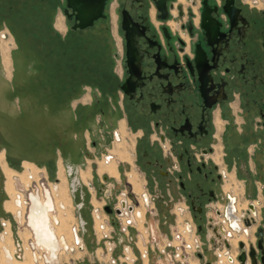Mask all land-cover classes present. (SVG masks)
Returning a JSON list of instances; mask_svg holds the SVG:
<instances>
[{"label":"flooded vegetation","instance_id":"1","mask_svg":"<svg viewBox=\"0 0 264 264\" xmlns=\"http://www.w3.org/2000/svg\"><path fill=\"white\" fill-rule=\"evenodd\" d=\"M258 2L107 0L106 17L98 21L108 23L113 9L121 40V71L113 72L108 90L116 113L124 120L121 124L126 127V123L136 136L130 164L157 194L180 199L179 208L192 218L198 234L209 226L226 236L218 243L213 236L210 249L214 254L219 246L233 247V232L226 230L222 217L227 220L229 214L234 221L239 211L253 204L254 210L248 209L243 217L244 234L233 239L236 243L247 235L248 246L243 244L251 264L254 249L257 264H264L259 249L261 238L264 246V212L259 220L255 203L248 204L242 195L234 194L228 182L252 179L247 167L250 150L264 158V5L259 7ZM7 3L0 0L5 16ZM2 34L7 38L6 31ZM113 114L106 110V119L110 121ZM120 153L128 159L127 153ZM102 171L114 174L104 173L97 188L114 222L118 192L124 186L117 176L123 174L113 165H103ZM127 182L128 195L139 202L135 191L142 193L143 184L137 176ZM80 183L75 179L72 197L81 217L86 197ZM147 196L145 218L148 212L157 214V195L148 190ZM132 230L130 237H134ZM120 234L117 242L128 241ZM199 256L204 258V254Z\"/></svg>","mask_w":264,"mask_h":264},{"label":"crops","instance_id":"2","mask_svg":"<svg viewBox=\"0 0 264 264\" xmlns=\"http://www.w3.org/2000/svg\"><path fill=\"white\" fill-rule=\"evenodd\" d=\"M7 5V16L0 12V140L9 147L1 144L0 155L19 168L24 162L54 165L58 178L61 165H83L85 150L90 143L96 146L98 117L105 121L106 110L116 113L108 90L112 32L99 22L93 29H72L64 0H8ZM60 17L63 27L57 25ZM5 31L13 40L10 74L2 55ZM253 153L247 164L252 179L230 180L228 189L254 202L259 214L264 212V158ZM0 167L4 172L1 162ZM5 180L4 174L3 191Z\"/></svg>","mask_w":264,"mask_h":264},{"label":"rangeland","instance_id":"3","mask_svg":"<svg viewBox=\"0 0 264 264\" xmlns=\"http://www.w3.org/2000/svg\"><path fill=\"white\" fill-rule=\"evenodd\" d=\"M257 5L262 6L264 5V0H259V2L257 3ZM112 12V16L110 17V20L108 23H102L103 28H106V26H111V30L113 33V40L114 43L112 44V55H113V72H119L121 71V56H120V52H121V40H120V36L118 33V24L116 22V15L113 11V9H111ZM67 18V17H66ZM60 19V20H59ZM58 20L61 22H57V25L59 27H63V18L60 17ZM68 20V19H67ZM99 20H97L93 26L89 27V29H93L95 28V26L97 25ZM60 23V24H59ZM102 25H100V27H97V29H103ZM2 37V36H1ZM8 40H10V42L8 43ZM12 38H4L2 37V46L4 45L5 47H3L4 50H2V55L3 58L5 59V64H7V57L10 59L11 62V55H10V50H11V43H12ZM10 44V45H9ZM8 45V46H7ZM10 50H9V48ZM6 50V51H5ZM4 51V52H3ZM5 53V54H4ZM8 73H11V63H10V69H7ZM113 118L109 121L108 119H105V121L103 120L102 117H98L97 123H96V135H95V140H96V146H93L92 143H90V146L88 149L85 150V158L84 160V164L82 165H74L73 169H74V173L72 172L73 169L71 170L69 168V166L65 165L66 167H63L62 165L60 166L59 172H58V178H57V174L55 173L54 177H51L50 174V169L54 168V165L52 166H48V167H44V166H40V165H36L39 168H41V170L44 171L45 176L48 177V183L47 187H50V183L52 182H59L60 181V172L61 169L64 170V174L66 177V187L64 186L62 188V196H63V200H65L67 203H69V205H71L72 207V212H73V217H69L68 219L72 220L71 222H68L67 220H65L64 218H66L65 213L63 214H59L57 213V217L58 220L56 221V229L58 232V227H61L60 231L58 232V236L60 237H64L67 240L68 245H74L76 248H73L71 250H65L61 252L60 255V261L59 262H54V263H45V262H38L36 264H112V262H110V252H113V255L115 256V258L119 259L120 256H122L123 254V248H124V244H120L117 243L115 244V241L113 239V241H111V239H107V238H102L101 240H98V237L100 239L101 237V231H100V227L97 228L98 222L97 220L95 221L94 219V212L95 209H99L100 213L102 214V217H104L105 221L107 220V211L105 212L106 209H104V205H105V199L102 196L101 193H98L97 188L99 187V183L101 184V180L104 181V178L102 177V175L104 173H108V172H103V165L105 166H110L113 165L115 168L119 169V172H121L122 178H120V173L117 176V178L120 180L121 185L123 184L124 186L121 188L120 191L127 190V187L125 184L128 185L127 181H131L132 176H137L140 180V182L143 184V192H148V190L152 193L157 195V203H156V213L154 215V213H150L148 212L147 217H146V230L151 231L152 230V226H154V233H152V235H149L148 237V241L150 243H154L155 240L157 238V242L159 243V247L162 249L163 246L165 245V242L169 239V237H172V234L177 235V233L180 231V229H182L183 227V223L182 221H184V215L180 213L179 211V207H181L182 203H180V199L178 198H174L168 195H159L156 193V191H154V189L152 188L151 184H148V186L146 185V181L145 179L142 177V172L138 171L134 164H130L133 163L134 161V157H135V150H134V144H135V134L129 129V127L127 126V124L125 123L126 127L124 126V124H121L124 120L121 119L119 114H113L112 115ZM120 151L127 153V155L129 156L128 159H124L123 154L120 153ZM9 152V150H8ZM122 158V159H120ZM8 160V159H7ZM110 160V161H109ZM117 164H116V161ZM0 162L3 165V169L4 172L3 175L5 174V189L7 191H5V195L6 198L4 199V207L3 211L4 214L0 216L1 218L6 219L7 221L9 220L8 218H10L13 221V217H12V213L8 212V208H7V202H12L13 200V194L16 193V188L19 187V189L21 188V183L28 181L27 179H25V174H23V166L27 163L24 162L23 164H21V167L19 169H17L15 167V165H11L10 162H6L4 155H0ZM13 162V161H11ZM35 162V161H34ZM3 163H5L6 165H4ZM33 163V162H30ZM109 163V164H107ZM5 167H7L8 169H11L14 172H9L6 173L5 171ZM1 168V167H0ZM46 169V170H45ZM78 169H80V173L78 172ZM100 169V172H99ZM106 169V167H105ZM2 171V169H1ZM91 172V174H90ZM140 172V173H139ZM40 173V170H39ZM99 173V174H98ZM117 173V172H116ZM110 174V173H108ZM126 174V175H125ZM18 175L17 177L19 178L18 180H15L14 177ZM20 175V176H19ZM111 176H113L114 174H110ZM98 178V179H97ZM22 179V182H21ZM75 179H80V188L82 190V192L84 193L85 197H86V204L84 205V211L83 214L81 212V217L79 216L78 213V206L76 204V202L74 201L73 197H72V193H73V189H74V183H75ZM109 180H112V178H109ZM33 181V180H32ZM93 182L94 187H89L88 183L89 182ZM230 181V180H229ZM4 182V181H3ZM228 182V181H227ZM134 183L136 185V190H138V186L134 180ZM236 183V182H235ZM146 186V188H145ZM236 186V185H235ZM238 187H241L238 183L237 185ZM8 187V188H7ZM55 187V184H54ZM48 190V189H47ZM133 190V186L131 185V191ZM49 191V195L51 196L52 201H54V196L52 194V188H50ZM65 191V193H64ZM68 191V193H67ZM135 193L138 195V197L141 200V205L138 204L137 202V206L138 207H142L145 206L143 204L142 201V197H141V193H138L135 191ZM236 192H234L235 194ZM66 194V195H65ZM70 199H69V196ZM122 193L118 192V196L121 197ZM238 195V194H236ZM239 196H241L239 194ZM174 202L173 204H171V202ZM241 202V200H240ZM171 207V209L166 210L167 207ZM238 206V204H237ZM246 207V206H245ZM8 210H7V209ZM57 208H58V204H57ZM146 208V206H145ZM147 209V208H146ZM246 209H248V206L246 207ZM167 211V212H165ZM59 212V211H58ZM163 212H165L166 214V218H167V223H165L164 218L163 217ZM240 215L243 214L242 212H239ZM187 214V213H186ZM257 218L260 220V218L263 216L260 214H257ZM165 218V220H166ZM82 220H84L85 222L82 223ZM159 221V222H158ZM157 222L159 223L158 226ZM83 224V226H82ZM107 224V221H106ZM0 231H3V227L0 226ZM13 227L16 229V232L20 231V237L17 234L16 237V244L18 241H20L21 243L24 244L23 239H25L24 241L26 242V253L28 252V254H26V259L30 260L31 258V254H29V248L27 246V240L30 239L31 234L28 230V228L24 229V225H22L21 223H16V225H13ZM27 227V226H26ZM77 227V232L80 235V237L84 239V243H85V249H80L79 247H77V245L75 244V237L73 236V229ZM257 226H255L253 229H256ZM110 229V228H109ZM132 233L134 234V241L138 240L139 237V241H141V245L143 241L147 240V238H145L143 230L139 229L138 224H136L135 227H132ZM62 231V232H61ZM97 231V233H96ZM118 232V235H116L114 233V238L117 237L121 239L122 234H120V231L117 230L116 228V233ZM152 232V231H151ZM68 233V234H67ZM64 234V235H63ZM235 236H239L240 234L235 232L234 233ZM244 234V232H243ZM203 239V242H206V244L204 245V253L202 251V254H204V258L202 260H200L199 255L195 254V252H193V250H189V255L188 257L190 258L188 260V262H185L184 264H207V262H210L211 264H218V262L216 261L217 258L214 254V252H211L210 246L209 245V241H208V236L209 235H215L216 236V241L215 243H218L220 240H218L219 236L218 234H215L214 231L212 229H210L209 226H206V230L202 233L199 234ZM234 236V237H235ZM143 237V238H142ZM195 237V236H194ZM193 237V238H194ZM233 237V239H234ZM242 238L239 237L240 239V243H245V245L248 246V237L246 236H242ZM23 238V239H22ZM31 237V241H32ZM253 240H255V236H252ZM232 239V243L235 245L236 243H234ZM244 239L245 241L241 240ZM29 240V241H30ZM111 241V242H110ZM213 241V240H212ZM218 241V242H217ZM23 244H21L20 248L18 247V255H20V257H18L19 259L22 258V252L23 250ZM132 246H134V251L136 252V254L138 255V260L136 262V264H143V260L140 257V254L138 253V246L135 245L134 242H132ZM29 247L30 249L32 248V252H35V250H33V244L32 242H29ZM114 247V251H112L110 248ZM20 248V249H19ZM207 248V249H206ZM213 248V247H212ZM2 249V248H1ZM218 252L220 250H217ZM171 252L172 250L170 249V253H169V249H167V253L168 256L166 257H161L160 251L158 249V247L155 245L153 250H150V264H183L182 262L178 261V260H174L172 259L171 256ZM213 253V254H212ZM2 252L0 251V260H3V256H2ZM169 257V258H168ZM23 259V258H22ZM20 259V260H22ZM4 263V261H3ZM146 263V261H145ZM32 264V263H30ZM34 264V262H33ZM117 264H126L125 262H120L118 260Z\"/></svg>","mask_w":264,"mask_h":264},{"label":"built area","instance_id":"4","mask_svg":"<svg viewBox=\"0 0 264 264\" xmlns=\"http://www.w3.org/2000/svg\"><path fill=\"white\" fill-rule=\"evenodd\" d=\"M5 35V34H4ZM1 36H3V34L1 33ZM40 173L39 177L37 180H33L32 183L27 186V188H25L22 184H21V188L19 189V191H21L24 194V204L26 206H29V201H30V195L34 192H38L39 190H43V189H48L50 190V187H47L48 183V177L45 176V173L43 170H41V168H39ZM46 170V169H45ZM56 183V182H55ZM54 182L50 183V184H55ZM88 186L91 188L93 187L92 184L89 182ZM122 195L121 197L118 196L117 202H116V209H117V213H116V217L114 219V222L111 220V218L109 217L108 213H107V224L106 221L104 219V217H102V214L100 213L99 209H95L94 212V220L99 223V227H100V233H101V237L98 240H101L102 238H107V239H111V241H113V239L115 241V244L117 242L116 237L114 238V233L117 235L116 233V228L118 231L124 233L127 237H128V241L120 243V244H124V248H123V254L122 256L119 257V259L115 258V256L113 255V252H110V262H112V264H117L118 260L120 262H125L126 264H136L137 260H138V255L136 254V252L134 251V246H132V242L135 243V245L138 246V253L140 254L141 259L143 260V264H150V250H153L155 245L158 247L161 257H166L168 256V254L170 253V249L172 250L171 252V256L172 259L174 260H178L180 262H182L183 264L185 262H188V260L190 259L188 257L189 255V250H193V252H195V254L199 255L202 254L203 251V247L206 244V242H203V240L201 239V236L198 234L197 232V227L195 225V223L193 222L192 218L186 214L185 209L183 208H179V211L181 214L184 215V221H182L183 223V227L182 229H180V231L177 233V235L172 234V237L165 242V245L163 246V248L161 249L159 247V243L155 240V242L150 243L148 241V237L149 235H152L151 231L147 232L148 237L145 236V238H147V240L143 241L142 246L141 245V241H139V237L137 241H134L135 238L134 237H130V231L132 229V227H135L136 224H138V226L140 225V221H139V210L136 204L137 202L133 201L131 199V197L128 195L127 190L125 191H121ZM148 192H142L141 193V197H142V201L143 204L145 206H147V202H149V198L147 196ZM138 196V195H137ZM138 204L141 205V200L139 198V202ZM248 206V205H247ZM148 207V206H147ZM104 209H105V205H104ZM248 209L249 206H248ZM248 209H243L239 212H242L243 214L240 215L239 213V221H238V225H240L241 227V231L234 229L233 227H231L230 223H228V219L226 220L224 217H222L221 220L224 221V224L226 226V230L227 231H232L233 232V237L235 236V232L238 233H242L245 232V228H246V224L244 223L243 217L245 212H248ZM223 210V209H222ZM12 217H13V222H10V227L11 229L15 232L13 233V236L15 238V243H16V237L18 232H16V229L13 227V225H16V223H20V221L17 219V216L15 214L12 213ZM6 219L1 218L0 219V226L3 227V230H5L6 227ZM227 221V222H226ZM143 226H146L145 221L143 222ZM98 227V228H99ZM1 228V227H0ZM110 228V229H109ZM140 229V228H139ZM148 229V228H147ZM141 230V229H140ZM214 231V230H213ZM3 231H0V233ZM97 233V231H96ZM214 233L216 234V232L214 231ZM246 234V233H245ZM16 235V237H15ZM18 236L20 237V235L18 234ZM195 236V237H194ZM214 235H209L208 236V241H209V245L210 248H212V238ZM219 239L218 240H224V238H226V236L224 235H218ZM194 237V238H193ZM21 238V237H20ZM143 238V237H142ZM228 239L231 238V235H229L227 237ZM110 241V242H111ZM240 240L237 241V243L234 245L233 247L227 246V245H223V246H219L215 249V254H216V258H217V262L218 264H221L222 262H226L227 264H241V261L239 260V255L242 252V248L240 247ZM119 243V242H117ZM21 243L20 241L17 242L16 246L21 247ZM77 245L79 246L80 249H85V243H84V239L83 237L80 238V241H78ZM19 248V249H20ZM112 251H114V247L110 248ZM167 249H169V253H167ZM18 250V247H17ZM15 252L17 257H20V255H18L19 251ZM217 250H220L219 252ZM245 251L247 252V250L245 249ZM23 255V252H22ZM200 257V256H199ZM169 258V257H168ZM225 258V259H224ZM201 260V258H199ZM146 261V263H145ZM246 264H251V261L249 259V256H247V262Z\"/></svg>","mask_w":264,"mask_h":264},{"label":"bare ground","instance_id":"5","mask_svg":"<svg viewBox=\"0 0 264 264\" xmlns=\"http://www.w3.org/2000/svg\"><path fill=\"white\" fill-rule=\"evenodd\" d=\"M3 47L5 46L3 45ZM3 47L2 50H4ZM7 59L8 61L6 65L7 68L10 69L11 62L8 57ZM26 163L27 165L25 164L23 166V174H25V179H27L28 181L23 183L21 179L22 182L21 184L25 188H27V186H29L32 183V180L34 179L37 180L39 177L38 174L39 167L36 166L34 163H30V162H26ZM3 164L6 165L5 163ZM5 171L6 173L14 172L11 169H8L7 167H5ZM63 171L64 170L61 169L59 176L60 181L55 183V187L54 184H51L54 201H52L51 196L49 195V191L47 189H43V190H39L36 193L33 192L30 195L29 206H26L24 204L25 202L24 194L21 191H19V187L16 188V193L12 195L14 197L12 202H7L6 204L9 210L7 208L6 209L8 210V212H11L17 216V219L20 221V223L24 225V229L28 228L31 237H33L32 241L30 240L31 237L30 239L27 240V246L29 248V252H30L29 254H31L30 257L31 259L30 260L26 259L25 255L28 254V252L27 253L25 252L26 242L24 241L25 239L23 238H22L24 242L23 244L24 251L22 255L23 259L20 258L22 259L20 260L16 256L15 252L17 250V246L15 243V238L13 236V233L15 232L10 227V222L12 220L9 218L11 221L10 220L6 221L5 230H3V232L0 233V251L3 253L2 254L3 260H0V264H30V263L33 264V262L34 264H36L38 262L40 263L59 262L62 251L76 248L74 245H68L67 240L64 237L58 236V232L60 231L62 225L58 227V232L55 225L56 221L58 220L57 213L59 214L65 213L66 215V218H64L65 220H67L69 217H73L71 205H69V203L63 200V196H62V188L65 186L66 183V177ZM17 176L18 175L14 177L15 180L19 179ZM57 204H58V208H57ZM138 210L140 211L139 228L143 230L144 236L148 237L147 235L148 230H146L147 226H143V222L146 220L145 218L146 208L145 206H142L138 208ZM72 220L68 219L67 221L71 222ZM98 227H99V223L97 225V228ZM18 234L20 235V231L18 232ZM239 234H243V232ZM73 236L75 237V244L77 245L78 241H80V237L77 232V227L73 229ZM29 242L30 243L32 242L33 250H35V252H32V248L30 249ZM77 247L79 246L77 245ZM221 264H227V263L222 262Z\"/></svg>","mask_w":264,"mask_h":264},{"label":"water","instance_id":"6","mask_svg":"<svg viewBox=\"0 0 264 264\" xmlns=\"http://www.w3.org/2000/svg\"><path fill=\"white\" fill-rule=\"evenodd\" d=\"M107 0H64L63 12L69 21H72V29H86L94 25V23L100 18L106 17L104 13ZM249 208L254 210V205L250 204ZM229 210H227L228 213ZM227 218L230 220V225L236 230L241 231L240 225H238V217L231 221L229 214ZM248 225V224H247ZM263 238L259 241V249L262 250V260L264 263V246ZM242 252L239 256L241 264L247 262V252L244 249V244L240 243ZM255 249L251 252L250 257L253 264H257V253Z\"/></svg>","mask_w":264,"mask_h":264},{"label":"trees","instance_id":"7","mask_svg":"<svg viewBox=\"0 0 264 264\" xmlns=\"http://www.w3.org/2000/svg\"><path fill=\"white\" fill-rule=\"evenodd\" d=\"M99 23H105L104 21H101V22H99ZM107 23V22H106ZM106 29L107 30H110V28H109V26H106ZM114 38H113V35H112V41H111V48H112V44L114 43V40H113ZM114 59V58H113ZM4 141V140H3ZM3 141H1L0 140V145L1 144H6V146H8L9 147V143H8V141H6V143H5V141L3 142ZM3 142V143H2ZM17 169H19V167H17V166H15ZM50 167V166H49ZM53 170L54 169H50L49 171H50V174H51V177H54V172H53ZM3 175H2V172H1V170H0V216L1 215H3L4 214V211L2 210V200L6 197V195H5V193H4V191H3Z\"/></svg>","mask_w":264,"mask_h":264}]
</instances>
